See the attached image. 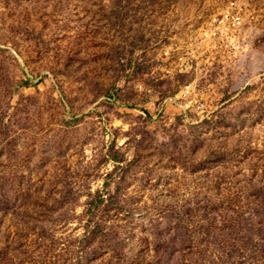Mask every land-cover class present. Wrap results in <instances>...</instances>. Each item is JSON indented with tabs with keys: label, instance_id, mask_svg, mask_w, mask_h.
<instances>
[{
	"label": "rangeland",
	"instance_id": "1",
	"mask_svg": "<svg viewBox=\"0 0 264 264\" xmlns=\"http://www.w3.org/2000/svg\"><path fill=\"white\" fill-rule=\"evenodd\" d=\"M262 201L264 0H0V264H264Z\"/></svg>",
	"mask_w": 264,
	"mask_h": 264
},
{
	"label": "trees",
	"instance_id": "2",
	"mask_svg": "<svg viewBox=\"0 0 264 264\" xmlns=\"http://www.w3.org/2000/svg\"><path fill=\"white\" fill-rule=\"evenodd\" d=\"M259 206L264 208V201L259 203ZM236 216V214L234 215ZM255 220L252 219H244V217H240L239 215L236 216L235 222L241 223L245 225V231L246 235L243 236L246 237L247 244L251 245L252 248H255L258 250V253L264 254V214H260V212H257L256 214L252 215ZM251 234V237L249 236ZM264 261V257L261 258Z\"/></svg>",
	"mask_w": 264,
	"mask_h": 264
},
{
	"label": "built area",
	"instance_id": "3",
	"mask_svg": "<svg viewBox=\"0 0 264 264\" xmlns=\"http://www.w3.org/2000/svg\"><path fill=\"white\" fill-rule=\"evenodd\" d=\"M231 18H232L231 15H229V14L225 15V17L223 18L222 23L223 24H227L229 21H231ZM233 24L235 25L236 28H240L241 19L240 18L236 19Z\"/></svg>",
	"mask_w": 264,
	"mask_h": 264
}]
</instances>
